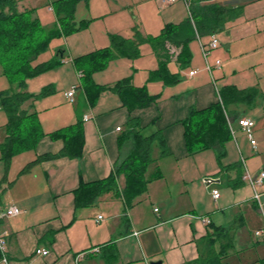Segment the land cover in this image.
<instances>
[{"label": "crops", "instance_id": "crops-1", "mask_svg": "<svg viewBox=\"0 0 264 264\" xmlns=\"http://www.w3.org/2000/svg\"><path fill=\"white\" fill-rule=\"evenodd\" d=\"M24 1L20 0L19 7L22 10L30 8ZM163 4L172 3L163 0ZM242 15L243 13L229 22L223 31L232 29ZM209 38L211 39L210 36H197L192 39L189 42L191 51L194 40H199L200 44L207 42V45ZM110 44L109 33L108 43L96 45L88 52ZM171 49L174 54L169 68L172 72H180L178 81L173 84L167 85L161 80L150 79L151 71L159 66V56L153 47L156 63L150 67L141 63L142 54L137 58L117 57L112 60L126 62L125 59H135L134 69L124 71L123 68L116 76H108L104 80L97 78L96 74L99 72L92 77L94 83L110 87L131 76L134 85L144 84L150 93L159 94L157 101L148 107L130 111L124 105L120 94L111 88L100 91L91 101L81 83L78 86L81 89L78 104H74L71 109L58 110L53 104H45L39 108L37 102L51 97L47 95L28 100L24 104L30 112H36V120L46 134L38 141L36 147L31 149L33 154L28 158L24 157L22 162L25 164H21L22 167L18 171H11V163L7 173L5 167L7 181H15L1 193V207L16 204L23 209L18 215L6 217L0 224V230L6 232L10 264H151L153 260H161V264H189L200 257L205 239L214 237L218 232L226 236L223 240H218L215 247L219 249L221 243L230 247L224 259L227 264H262L264 236H256L255 230L263 225V217L253 199V189L248 195L245 190L249 183L245 181L242 185L234 187L239 167L226 170L222 168V165L241 164L240 160L227 163L222 161V156L229 155L227 145L230 142L238 148L237 130L247 133L250 137L249 142L243 146L249 152L248 156L255 154L249 159V167V163L247 165L246 159L242 157L248 169L256 171L255 173L264 169V144L253 137L252 130H243L238 123V118L248 117L244 113L252 106H231L234 132H231V138L224 145L217 142L205 150L189 151L185 138V120L191 109L201 110L222 101L219 88L224 85L234 84L239 88L253 85L241 87L235 82H226V75L221 74L225 66L220 58H217L215 63L210 62L213 66L211 73L206 68L201 45L202 58L199 52L195 56L192 51L191 64L194 62V65L190 64L184 78V68H181L177 61L181 47L173 45ZM58 53L65 56L66 51L60 50ZM73 57L70 58L75 65ZM217 60L221 61L220 65H217ZM75 67L77 68L76 65ZM144 70L149 71L148 75L144 74ZM191 70L197 71L190 74ZM77 71L79 72L78 68ZM146 77L148 79L145 81ZM28 91L37 94L42 90ZM69 91H66L65 99L75 103L77 91L74 92L73 99L67 95ZM263 97H259L256 104ZM84 115L91 117L84 120ZM132 117L144 127L143 132L146 135L161 130L170 150L169 155L161 156V148L157 143L155 155V147L153 148L155 161L146 169V176L150 179L147 192L138 197L133 206L128 207L122 195L125 179L121 176L118 179V195L114 191H106L91 205L77 207L75 191L81 182H93L108 177L115 165L130 153L132 140L127 139L120 143L119 138L128 131ZM79 120L82 121L85 138L82 156L44 159L35 164L29 172L19 174L28 162L39 155L59 153L64 147V141L53 139L48 133ZM256 124L255 120L254 126ZM117 126H121V129L118 130ZM252 138L256 140V146L251 143ZM232 147L230 144V149ZM210 149H215L213 156L205 154ZM240 150L243 154V149ZM255 158L258 160L255 161ZM241 168L243 169V166ZM218 174H223L220 181L226 182L228 187L233 189L232 203L219 202L222 196L218 199L213 197L211 190L217 188L216 185L220 181L214 182L211 187L203 182L205 175ZM4 185L6 186V182ZM199 186L206 191L210 200L204 198V203H200L202 199L198 194ZM204 216H208L211 223H204ZM135 231L138 233L135 234ZM38 247L47 248L50 253L37 254L35 250Z\"/></svg>", "mask_w": 264, "mask_h": 264}, {"label": "trees", "instance_id": "trees-1", "mask_svg": "<svg viewBox=\"0 0 264 264\" xmlns=\"http://www.w3.org/2000/svg\"><path fill=\"white\" fill-rule=\"evenodd\" d=\"M89 0H56L54 9L57 15L56 25L51 29H44L40 20L29 15L30 8L20 9V0H0V68L9 78L19 80L20 89L5 90L0 92V107L7 115V121L3 125L6 128L5 139L1 142V153L6 173L12 158L25 150L36 147L38 141L46 134L40 128L36 120V112H30L24 104L28 100H35L39 96H45L54 92L52 86H45L40 93H32L26 89L27 79L47 71L61 60L51 58L35 62L38 56L45 52L52 38L56 35H68L81 30L88 25V19L80 22L76 19L78 5ZM190 17L179 23H168L158 35H145L139 27L134 28L133 36L125 37L118 33H110L111 44L96 49L85 56L74 59L75 65L82 69L81 85L85 87L91 101L105 89L117 91L124 105L130 111L145 108L157 101L159 94H152L148 88L132 83L131 77L123 78L114 86L106 87L93 82V73L107 67L110 60L117 57L137 58L141 56V45L150 43L159 56V66L150 73V79L161 80L165 84H173L178 81L180 72H172L169 63L173 57L172 46L181 47L177 54V61L181 68L190 66L192 51L189 42L197 36L203 38L213 33H219L226 29L227 24L243 13V6H232L218 0H191ZM210 42V38L208 43ZM207 43V42H205ZM204 43V44H205ZM222 101H217L207 108L191 109L185 120V138L189 151L205 150L219 142L222 145L231 138L227 114L232 113L231 106H253L264 92L258 86L239 88L234 84L224 85L219 88ZM227 113V114H226ZM144 127L132 117L129 129L123 133L119 141L132 140L130 153L115 165L111 174L103 179L93 182H81L75 191V204L77 207L89 206L106 191H114L119 194L118 179L124 176L125 182L122 195L128 207L133 206L138 197L147 192L150 179L146 176L147 166L155 161L153 148L157 143L161 148V156L170 154V150L161 130L151 134H144ZM53 139H62L64 147L59 153H47L39 155L28 162L19 172H29L31 168L44 159L68 156L78 158L83 155L85 138L82 121L61 127L50 133ZM241 164L222 165L224 170L238 168V179L234 187L242 185L244 180ZM0 181V208H2L1 193L11 187L15 180L7 181V175ZM223 174H218L221 176ZM6 182V186L4 183ZM0 219V224H1ZM226 234L218 232L214 237L205 239L204 248L200 257L189 264H227L224 260L230 247L221 243L217 249L215 243L225 237ZM112 251H114L112 249ZM264 264V260L262 261Z\"/></svg>", "mask_w": 264, "mask_h": 264}, {"label": "rangeland", "instance_id": "rangeland-1", "mask_svg": "<svg viewBox=\"0 0 264 264\" xmlns=\"http://www.w3.org/2000/svg\"><path fill=\"white\" fill-rule=\"evenodd\" d=\"M56 0H25L24 4L30 6L32 11L29 15L33 18H38L44 27V29H51L56 25L57 15L54 9V2ZM222 3L234 6H243V15L239 22L229 31L219 32V45L211 50L209 60L211 63H215L217 58H220L225 66L221 74L226 75V82H235L238 86L257 85L264 92V0H218ZM172 4H163V0H89V2L82 1L76 11L77 21L88 19V25L81 30L73 32L68 35H56L52 38L49 48L41 53L35 62L48 60L51 58H58L62 61L56 67H53L47 71H44L34 77L27 79L26 88L31 91L42 90L45 86H54L55 91L47 96V99L43 98L42 101L37 102V106L41 108L43 105L48 104L57 106L58 110H65L78 104V98L80 94V88L78 86L82 82V79L78 76L77 68L71 61V56L75 58L85 56L88 51L94 49L96 45H103L105 42H109V33L118 32L124 35H133L134 28L139 27L145 33L151 35L158 34L162 31V27L166 24L188 19L190 17L189 9L184 0H175ZM24 5L23 3H21ZM52 7V8H51ZM22 10V9H21ZM192 51L194 55L199 52L201 58V49L199 40L192 42ZM65 50V56H61L58 52ZM142 57H140L141 63L150 67L151 64H155L153 56L152 46L149 43L141 45ZM72 52V53H71ZM73 57V59H74ZM123 60V59H121ZM126 62L119 60H112L105 69L98 70L96 76L98 79H107V77L116 76L121 69L132 70L135 67V59H125ZM196 63V61H195ZM191 65H194L192 62ZM171 66V65H170ZM79 72L82 71L78 66ZM172 67V66H171ZM190 66L184 68V78L188 73ZM149 71L144 70V74L148 75ZM219 72L216 73L218 75ZM95 76V77H96ZM131 77V76H129ZM148 77V76H147ZM145 78L144 80L146 81ZM218 77V76H217ZM145 81L143 83H145ZM144 85V84H143ZM20 89L19 80L12 81L9 76L2 72L0 68V92L9 90ZM74 89L77 91L75 103H71L65 99V93L68 90ZM41 114V113H40ZM246 116L257 121L256 126L252 128L253 137L262 141L264 144V97L259 99L257 104L247 108L244 113ZM232 120V115L228 114ZM7 121V115L4 109L0 107V144L5 139L6 128L3 126ZM237 123V122H236ZM237 124L234 128L236 129ZM238 148L235 144L230 142L233 147L230 149L228 144L229 155L222 156V161H242L244 157L247 161L248 167L250 166V158L255 154L249 155V152L243 148L244 144L250 137L246 133L241 131L237 132ZM154 155L157 150L155 144ZM243 149L241 153L240 149ZM226 149V146H225ZM239 149V150H238ZM223 151V150H222ZM264 151V149L262 150ZM215 149L206 151L207 156H213ZM33 154L32 150H25L16 154L12 158L11 171H18L25 162H22L26 156L27 158ZM1 147H0V179L5 173V163L1 159ZM25 157V158H24ZM220 158V156H219ZM263 159V157H261ZM260 158V161H261ZM258 158H255L257 161ZM22 164V166H20ZM249 171L253 174L251 169ZM203 177V182L206 184ZM202 183V182H201ZM248 195L252 193L250 184H247ZM206 186H208L206 184ZM210 185L209 187H211ZM202 187L204 185L202 184ZM217 189L220 191L222 198L221 203H232L234 201L233 189L228 187L226 182L217 183ZM199 186V197L203 202L204 198L210 200L207 197L206 191ZM205 193H204V192ZM210 192V190H209ZM8 194V193H7ZM204 203V202H203ZM223 230V229H222ZM233 250V249H232Z\"/></svg>", "mask_w": 264, "mask_h": 264}, {"label": "built area", "instance_id": "built-area-1", "mask_svg": "<svg viewBox=\"0 0 264 264\" xmlns=\"http://www.w3.org/2000/svg\"><path fill=\"white\" fill-rule=\"evenodd\" d=\"M166 1L171 3V2H174L175 0H166ZM184 2L186 3V5L189 9V12H190L191 0H184ZM218 45H219V38H218V35L216 33H213L211 35V39H210V42L208 44V47H207V45L201 43L202 52H203L205 60H206V68L211 73L213 72V66L208 59V55L210 53V50L212 48H216ZM216 63H217V65H220L221 61L217 60ZM196 71L197 70H191L190 74H194ZM78 76H79V78L82 77L81 71L78 72ZM74 92H75V90L72 89L67 93V95L71 99H73ZM90 117L91 116H89V115L83 116L84 120H88V119H90ZM227 119H228V123H229L230 129H231V132H234V130L232 128V120L228 116V114H227ZM238 123L243 128V130L251 131L253 126L255 125V120H253L249 117L242 116V117L238 118ZM117 129L118 130L121 129V126H117ZM251 143L254 146H256V140L254 138L251 139ZM241 163L243 166L242 179L251 185V187L253 189V199L256 202L257 208L263 217V225L260 228L255 230V235L258 237L264 236V189H262V187L264 185V169H261L259 172L253 174L249 171V169L245 163L244 158L242 159ZM221 179H222L221 176H212V175H208L206 178H204V180L206 181V184L208 186L212 185L216 181H220ZM211 192H212V195L215 199H218L221 196L220 191L217 188H213L211 190ZM22 211H23V209L16 204H11V205H8L6 207H2V208H0V219L3 220L6 217L18 215ZM101 218H102V215L99 216V219H101ZM202 220L206 224L211 223V219L208 216L202 217ZM137 233L138 232L135 231V234H137ZM35 251L37 254H41V255H48L50 253L49 249L43 248V247H38V248H36ZM0 264H10V259H9L8 254H7L6 232H3L1 230H0Z\"/></svg>", "mask_w": 264, "mask_h": 264}, {"label": "water", "instance_id": "water-1", "mask_svg": "<svg viewBox=\"0 0 264 264\" xmlns=\"http://www.w3.org/2000/svg\"><path fill=\"white\" fill-rule=\"evenodd\" d=\"M150 263H151V264H161L162 261H161V260H158V261L153 260V261H151Z\"/></svg>", "mask_w": 264, "mask_h": 264}, {"label": "bare ground", "instance_id": "bare-ground-1", "mask_svg": "<svg viewBox=\"0 0 264 264\" xmlns=\"http://www.w3.org/2000/svg\"><path fill=\"white\" fill-rule=\"evenodd\" d=\"M201 45V44H200ZM208 45V44H207ZM218 47V46H217ZM213 49V48H212Z\"/></svg>", "mask_w": 264, "mask_h": 264}]
</instances>
